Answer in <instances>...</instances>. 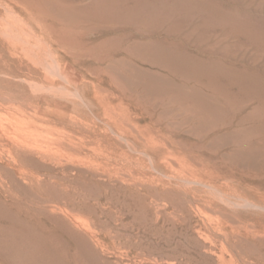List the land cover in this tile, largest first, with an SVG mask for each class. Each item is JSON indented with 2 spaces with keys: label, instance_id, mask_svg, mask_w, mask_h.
<instances>
[{
  "label": "rangeland",
  "instance_id": "374dc122",
  "mask_svg": "<svg viewBox=\"0 0 264 264\" xmlns=\"http://www.w3.org/2000/svg\"><path fill=\"white\" fill-rule=\"evenodd\" d=\"M30 1L49 35L34 37L44 65L61 79L82 58L120 115L117 130L106 127L110 135L98 140L39 121V134L61 140L66 171L38 170L41 188L10 184L0 201V264L83 258L47 219L51 201L106 246L101 258L119 264H264V213L224 203L264 197V0H22ZM229 72L254 83L241 86ZM73 102L86 120L95 117L89 101ZM150 139L186 180L123 185L145 180L110 153L137 157ZM141 161L153 171V161Z\"/></svg>",
  "mask_w": 264,
  "mask_h": 264
},
{
  "label": "bare ground",
  "instance_id": "6f19581e",
  "mask_svg": "<svg viewBox=\"0 0 264 264\" xmlns=\"http://www.w3.org/2000/svg\"><path fill=\"white\" fill-rule=\"evenodd\" d=\"M36 8L33 1L24 4L22 0H0V201L7 198L6 194L11 189L10 184L13 183L15 185L21 182L30 188H41L46 180L41 178L39 171L42 172V169H46L48 166H56L66 171L67 163L64 161H67V157L61 140L50 137L49 132L47 135L39 134L37 132L39 121L55 125L64 123L70 129L82 131L88 134L90 138L98 140L110 135L107 131L108 127L113 131L117 130L114 120L117 115H120L114 98L110 97L111 93L107 92L105 95H101L100 89L95 85V81L89 77L86 68H84L85 71L83 70L82 66L85 62L82 61V58L75 57L72 61V72L68 73L65 78L61 76V79L59 75L56 76L44 65L37 54L38 43L34 37L39 31H41L40 34L49 35L39 25ZM59 69L61 70V68ZM224 76L232 82H240L239 85L241 86L254 83L252 82L254 79L248 76L238 78L237 75L231 73H225ZM68 100L74 101L73 103L75 101H79V103L89 101L97 110L95 117L92 115V118L86 120V117L82 116L83 114L77 108L73 109L69 103H66ZM72 112L76 113V116L71 115L70 118H67V113ZM121 113L122 116L128 117L132 110L130 107L124 108ZM77 116L82 119H78ZM48 130L52 129L48 128ZM120 138L122 139V137L118 139ZM130 138L127 136V139ZM134 141L137 143V139ZM147 143L141 145L140 150L135 151L137 157L118 151L110 153L109 158L111 160L118 165L120 163L126 165L127 170L131 173L138 169L145 180L136 183L130 179L123 185L130 188L139 186L145 188L146 184L162 183L163 178L175 179L179 176V181L186 180L185 175H178L179 172L174 169L175 165L170 161L171 157H169L170 153L166 151L167 147H163L162 143L160 145L152 139ZM141 157L154 162H152L153 171L148 169L146 165H142ZM24 166H31L35 171H22L21 168ZM189 170L192 176L201 177V171L192 167ZM130 177L133 175L130 174ZM51 183L62 187V191L68 193L67 188L60 182L51 181ZM224 201L227 205L239 208L238 210L245 209L264 213V197L262 196ZM43 210L47 219L54 222L56 228L62 231L67 244L70 247L78 248V252L83 256V260L75 259L76 256L66 257L67 259L58 256L52 258L53 264H119L117 261L101 258L100 252L104 255L106 246L103 247L102 242L96 239L77 220L73 219L64 206L51 201L45 203ZM24 223L28 225L26 222ZM43 232L47 233L44 230ZM49 235L47 234L46 240H49ZM262 236H264V231Z\"/></svg>",
  "mask_w": 264,
  "mask_h": 264
}]
</instances>
